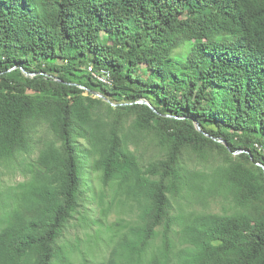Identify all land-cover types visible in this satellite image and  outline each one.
Returning <instances> with one entry per match:
<instances>
[{
  "label": "trees",
  "instance_id": "1",
  "mask_svg": "<svg viewBox=\"0 0 264 264\" xmlns=\"http://www.w3.org/2000/svg\"><path fill=\"white\" fill-rule=\"evenodd\" d=\"M87 66L110 71L113 86ZM126 117L161 139L163 157L140 165ZM40 121L58 145L0 191V264H57L85 157L138 209L108 264H264V156L252 145L264 147V0H0V162L28 150ZM185 148L224 163L188 170ZM215 195L240 209L171 212V197Z\"/></svg>",
  "mask_w": 264,
  "mask_h": 264
},
{
  "label": "rangeland",
  "instance_id": "2",
  "mask_svg": "<svg viewBox=\"0 0 264 264\" xmlns=\"http://www.w3.org/2000/svg\"><path fill=\"white\" fill-rule=\"evenodd\" d=\"M101 38L103 40L109 38L105 27L101 32ZM181 50L178 48L176 52H181ZM137 73L145 75L147 67L141 64L137 68ZM25 95L31 98L37 97L33 89H27ZM108 99L111 100L109 97ZM125 120L124 131L129 132L127 133L128 148L136 155L141 166H146L165 155V145L158 136L132 129L133 117H126ZM207 127L213 128L214 126L208 124ZM82 142L84 145L87 144L84 140ZM48 143L58 145L48 125L40 121L32 127L29 133L28 150L18 152L12 158L0 162V191H13L17 184L29 179L31 170L36 168L42 150ZM252 145L264 156L263 146L258 143ZM239 150L232 151L231 154L236 155L241 152ZM180 160L188 170L204 173H210L216 165L224 163L223 155L216 151L209 153V157L204 160L189 148L182 150ZM81 189L83 193L79 206L67 220L56 240L58 252L54 258L55 262L57 264H108V259L117 245L120 234L126 230V224L138 219L136 203L118 193L114 183L104 185L100 173L91 168L89 157L83 159ZM171 199L172 214L189 211L224 214L240 209L234 205L230 197L221 195L205 199L186 196L171 197ZM157 229L160 230L161 227ZM159 243L158 237L151 244L150 250L152 251Z\"/></svg>",
  "mask_w": 264,
  "mask_h": 264
},
{
  "label": "water",
  "instance_id": "3",
  "mask_svg": "<svg viewBox=\"0 0 264 264\" xmlns=\"http://www.w3.org/2000/svg\"><path fill=\"white\" fill-rule=\"evenodd\" d=\"M26 74H29V73H27L26 71H24ZM81 87L83 88V89H85L86 91H89V89L87 88V87H85V86H82L81 85ZM91 92V94H93L95 97H99V98H101V99H103L104 101H106V102H110V100L108 99V97L106 96V95H104L103 93H101V92H96V91H90ZM136 102H138V103H144V104H147L149 107H151L153 110H154V108L152 107V105L147 101V100H145V99H139V100H137ZM129 103H131V102H129ZM112 105H115V103H111ZM196 128H197V130H199L200 132H202V133H204L205 135H207V136H210L208 133H206V132H204L201 128H200V126H199V124H198V122L196 123ZM218 141L219 142H221V143H223L227 148H228V144H227V142L224 140V139H218ZM239 151H243V150H239Z\"/></svg>",
  "mask_w": 264,
  "mask_h": 264
},
{
  "label": "bare ground",
  "instance_id": "4",
  "mask_svg": "<svg viewBox=\"0 0 264 264\" xmlns=\"http://www.w3.org/2000/svg\"><path fill=\"white\" fill-rule=\"evenodd\" d=\"M88 72L91 74L92 78L99 82L98 74H94V71L101 70V71H108L106 69H94L92 66H88ZM103 84L110 85V77H103Z\"/></svg>",
  "mask_w": 264,
  "mask_h": 264
},
{
  "label": "built area",
  "instance_id": "5",
  "mask_svg": "<svg viewBox=\"0 0 264 264\" xmlns=\"http://www.w3.org/2000/svg\"><path fill=\"white\" fill-rule=\"evenodd\" d=\"M94 74H98V76H99V83H102L103 84V77H110V86H112L114 84L110 71L97 70V71H94Z\"/></svg>",
  "mask_w": 264,
  "mask_h": 264
}]
</instances>
